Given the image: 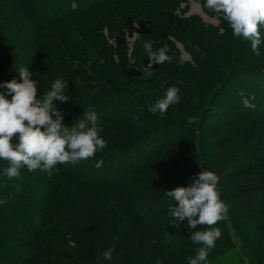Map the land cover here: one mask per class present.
Returning a JSON list of instances; mask_svg holds the SVG:
<instances>
[{"label": "trees", "instance_id": "16d2710c", "mask_svg": "<svg viewBox=\"0 0 264 264\" xmlns=\"http://www.w3.org/2000/svg\"><path fill=\"white\" fill-rule=\"evenodd\" d=\"M34 1L32 43L0 30V81L20 80L26 65L40 74L38 87L62 76L68 98L54 101L62 123L94 110L106 147L50 174L21 168L19 178L0 175V264H187L199 247L191 232L209 226L173 224L165 192L187 186L200 168L219 176L228 208L214 225L221 237L208 264H264V56L234 37L224 18L211 26L181 17L178 0ZM77 20L84 28L69 29ZM134 22L143 30L128 55L124 35ZM53 25L66 28L65 38ZM172 38L190 61L179 59ZM146 41L154 50L167 45L172 57L150 75L143 70ZM170 86L180 89L179 102L163 115L150 113ZM77 93L83 99L66 107ZM248 195L259 197L242 208ZM109 248L112 260H103Z\"/></svg>", "mask_w": 264, "mask_h": 264}, {"label": "clouds", "instance_id": "9594fccd", "mask_svg": "<svg viewBox=\"0 0 264 264\" xmlns=\"http://www.w3.org/2000/svg\"><path fill=\"white\" fill-rule=\"evenodd\" d=\"M204 7L222 14L232 35L250 41L252 52L261 55L264 0H204ZM143 47L150 58L149 69L153 63L161 65L172 59L167 45L154 50L152 42L146 41ZM19 76L20 80L0 82V160L7 162V167L0 169V175L9 180L19 178L21 168L50 174L57 164H76L106 147L101 135L103 126L94 110L84 109L83 115L71 126L62 123V111L54 101L67 100L69 81L62 76L56 78L41 96L37 95L39 81L27 65L19 67ZM179 91L177 86L168 87L147 110L163 115L170 105L179 102ZM218 182L219 176L214 171L200 168L187 186L165 192L172 201L168 214L173 224L186 219L188 229L209 226L191 232L190 241L199 247L187 258V264H208L210 251L221 237L220 229L214 225L225 218L228 208L220 197ZM4 203L6 200L0 198V205ZM101 257L111 261L112 249L103 251Z\"/></svg>", "mask_w": 264, "mask_h": 264}, {"label": "rangeland", "instance_id": "374dc122", "mask_svg": "<svg viewBox=\"0 0 264 264\" xmlns=\"http://www.w3.org/2000/svg\"><path fill=\"white\" fill-rule=\"evenodd\" d=\"M15 1V2H13ZM33 3H35L34 0H0V30H3L5 35L8 38H11L12 41H17V42H22V41H28V43L31 41L32 43V38H33V33L31 28H35L37 26V22L35 23L33 21ZM7 8L4 9V8ZM175 13L180 14L181 17H190V16H195L200 22L211 25V26H218L220 24V20L223 18L222 14H217L206 7H204V0H178V5L176 6ZM130 8H136L141 9L142 7H139V5L131 6ZM9 12L13 13L15 12V18L13 15H9ZM125 12L124 8H121V10ZM14 14V13H13ZM95 20V19H94ZM48 23V22H45ZM76 26L81 27L83 26L84 28V23L83 21H75L69 24V29H74ZM67 29V32L71 31ZM30 30V31H29ZM51 31H54L59 35L61 38H65L64 32L66 28H61L59 25H53L50 27ZM143 26L141 25L140 22L133 23L132 28L130 31L125 32V44L127 46V53L130 55L132 50L134 49V43L136 42L135 40L138 38L139 34L138 31H142ZM104 34L106 35V30L103 29ZM63 34V35H62ZM262 34H264V27H262ZM174 40V44L178 50V56L181 61H190V53L188 52L186 46L179 42L178 40L172 38ZM109 43L114 45V38L110 37L109 38ZM1 55V54H0ZM261 56H264V48L261 51ZM38 57V56H37ZM112 59L116 61V56L113 55ZM149 57L148 55L145 58L144 61V66L143 70H145V74L150 75L151 72L153 71V68L157 66L156 63H153L151 65V68L149 69L147 66L149 64ZM44 63V62H43ZM42 63V64H43ZM150 71V72H146ZM35 79L39 80L40 74L36 73L34 75ZM2 82V81H0ZM42 88V86L37 85V89ZM44 91H47L50 89V87H43L42 88ZM77 93L74 97V95L71 98V101L67 103L66 107H71L74 104L78 102L80 98L83 99L85 93ZM74 97V98H73ZM124 107V106H123ZM126 109V108H125ZM120 114V112H119ZM52 172V171H51ZM246 184H249L250 186H254L256 184L255 181L249 180L248 182H245ZM244 183V184H245ZM259 195H252L251 197L248 195L244 197V199L241 201V207H251L254 205L255 201L252 198H257ZM256 224V223H255ZM254 224V225H255Z\"/></svg>", "mask_w": 264, "mask_h": 264}]
</instances>
